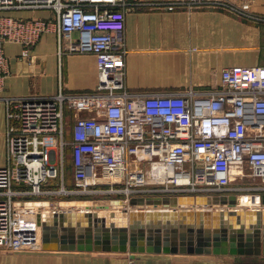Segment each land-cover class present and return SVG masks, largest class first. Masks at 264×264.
I'll return each mask as SVG.
<instances>
[{"label": "built area", "instance_id": "built-area-1", "mask_svg": "<svg viewBox=\"0 0 264 264\" xmlns=\"http://www.w3.org/2000/svg\"><path fill=\"white\" fill-rule=\"evenodd\" d=\"M128 6L222 9L244 20L264 21L246 0H0V90L8 72L4 42L31 45L44 32H54L58 40L67 37L70 52L93 53L97 71L91 92L60 89L7 99L1 249L43 252L35 222L26 223L35 214L25 206L40 197L113 196L127 202L149 195L264 194V66L225 67L219 86L210 90L127 91L122 31ZM19 9L49 10L51 15L22 19L7 13ZM66 112L69 140L64 136ZM66 148L71 188L65 179ZM50 179L57 181L56 188H47ZM244 179L252 183L231 187Z\"/></svg>", "mask_w": 264, "mask_h": 264}, {"label": "crops", "instance_id": "crops-1", "mask_svg": "<svg viewBox=\"0 0 264 264\" xmlns=\"http://www.w3.org/2000/svg\"><path fill=\"white\" fill-rule=\"evenodd\" d=\"M251 10L264 16V0ZM26 19L47 17L49 10H9ZM123 42L127 91L168 94L187 89L217 88L220 71L229 66H264V24H253L211 8L190 11L142 6L123 11ZM75 34H73L74 36ZM67 37L44 32L31 45L4 42L8 72L0 90V167L6 163L8 98L51 95L58 90L86 93L97 83L95 55L67 50ZM27 53L23 55V50ZM83 115L90 116L92 111ZM29 202H48L29 200ZM54 210L63 209L49 203ZM47 205V206H48ZM264 264V256L135 254L105 252H9L0 248V264Z\"/></svg>", "mask_w": 264, "mask_h": 264}, {"label": "water", "instance_id": "water-1", "mask_svg": "<svg viewBox=\"0 0 264 264\" xmlns=\"http://www.w3.org/2000/svg\"><path fill=\"white\" fill-rule=\"evenodd\" d=\"M256 198L251 209L238 208L234 194L85 200L120 208L50 210L34 222L43 252L264 256V194Z\"/></svg>", "mask_w": 264, "mask_h": 264}, {"label": "bare ground", "instance_id": "bare-ground-1", "mask_svg": "<svg viewBox=\"0 0 264 264\" xmlns=\"http://www.w3.org/2000/svg\"><path fill=\"white\" fill-rule=\"evenodd\" d=\"M105 181H108V180H105ZM66 203V202H65ZM79 204H76L75 206L73 204H64L63 208L64 209H67V210H70V206L73 205L74 207L71 208V210H87V209H97V205L95 203H102L100 204V207L102 209H104L106 206L107 208L110 210V209H114V210H118L120 207H116V206H108L106 204H104L103 202H92L93 204H90L91 202H88V201H81V202H78ZM89 203V204H88ZM125 203V201L123 202ZM236 203H237V207L238 208H244V209H251L253 207H256V203H257V198L256 196H252V195H249V194H243V195H238L236 197ZM47 205H48V202H29L27 204H25L26 207H29V209H31V213L32 214H35V213H39V212H46V211H50L52 210L51 208H47ZM34 219V216L33 217H28L27 218V221H28V224L30 223V225H33V220ZM30 221V222H29ZM35 231H36V234L39 236V228L36 227L35 228Z\"/></svg>", "mask_w": 264, "mask_h": 264}, {"label": "rangeland", "instance_id": "rangeland-1", "mask_svg": "<svg viewBox=\"0 0 264 264\" xmlns=\"http://www.w3.org/2000/svg\"><path fill=\"white\" fill-rule=\"evenodd\" d=\"M241 1H245V0H233V2H235V3H239ZM246 1H248L250 3V5H251V2L253 0H246ZM217 10H219V9H217ZM220 10H222V9H220ZM247 21H249L250 23H253V24H262V23L264 24V21H250V20H247ZM68 125L70 126V123ZM64 154H65V156H64L65 159L68 158L69 161H70L69 149L68 148L65 149ZM65 168H66V166H65ZM65 179H66V183H67L68 187L71 188L73 182H72L71 174L68 171H65ZM56 182L57 181H54V180L50 179L47 182V184H46L47 188H51V189L56 188V185H55ZM250 183H252V181L248 180V179H244L242 181L236 180V181L231 183V187L235 188L237 186H244V185H247V184H250ZM245 193H246V191H238L237 192V194H241V195H243V194L245 195ZM111 198L112 199H120V197H113V196H94V197H90V196H72V197H68V198H62V197H47V198H45V197H40L37 200H44L45 199L47 201H50V203H56L57 204V203H59V201H68V200H72V201H80V200H82V201L83 200L84 201L85 200L98 201V200H107V199H111ZM33 200L35 201V199H33ZM54 207H57V206H53V205L52 206H49V205L47 206V208H51V209H54ZM69 208L71 209L72 207H69ZM26 209H28L27 211H30L29 207H26ZM26 218H27V216H26ZM26 223H28V221H26Z\"/></svg>", "mask_w": 264, "mask_h": 264}, {"label": "trees", "instance_id": "trees-1", "mask_svg": "<svg viewBox=\"0 0 264 264\" xmlns=\"http://www.w3.org/2000/svg\"><path fill=\"white\" fill-rule=\"evenodd\" d=\"M66 120H67V125L64 130V136L66 140H69L70 133H71V121L69 118V112H66ZM69 123H70V126L68 125ZM65 166H66L65 171H68L72 175V167H71V163L68 158L65 159Z\"/></svg>", "mask_w": 264, "mask_h": 264}]
</instances>
